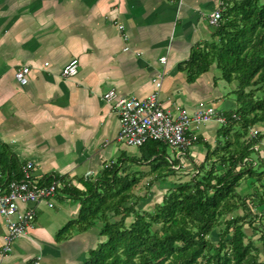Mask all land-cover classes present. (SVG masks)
<instances>
[{"label":"crops","instance_id":"0c3cea01","mask_svg":"<svg viewBox=\"0 0 264 264\" xmlns=\"http://www.w3.org/2000/svg\"><path fill=\"white\" fill-rule=\"evenodd\" d=\"M237 1L0 0V164L11 159L17 169L32 161L34 180L49 174L61 180L52 205L36 204L33 223L7 253L1 252L5 222L0 214V264H80L98 243L97 227L56 238L79 210V202L62 189V179L83 188L79 177L95 178L104 165L119 162L121 173L142 172L141 184L152 180L151 187L165 191L164 183L153 179L141 147L129 149L116 139L118 115L103 94L115 88L144 97L159 79V98L173 111L175 106L191 111L202 101L220 110L235 107L234 82L223 80L215 65L192 75L184 61L194 45L212 38L207 16ZM72 58L78 60L77 74L61 76ZM23 64L30 66L25 84L14 74ZM221 124L190 127L196 139L183 151L172 148L168 160L177 162L171 168L188 173L203 161ZM261 146L264 138L255 146L264 160ZM6 169L0 166V190L6 189ZM171 175L167 178L175 180L177 174ZM250 179L240 184L246 191L255 187Z\"/></svg>","mask_w":264,"mask_h":264},{"label":"trees","instance_id":"16d2710c","mask_svg":"<svg viewBox=\"0 0 264 264\" xmlns=\"http://www.w3.org/2000/svg\"><path fill=\"white\" fill-rule=\"evenodd\" d=\"M184 64L192 75L215 65L223 80L235 83L236 105L221 110L226 120L215 146L206 144L191 176L175 181L167 178L176 174L171 164L177 161L167 157V147H173L154 139L140 145L153 179L165 185L160 201L149 208L142 205L153 181L140 193L144 174L121 173L119 162L104 165L95 178L79 177L83 188L62 179L79 210L56 238L90 227H97L100 237L80 264H264V167L258 168L264 160L251 157L264 135V128H256L264 127V0H239L224 8L212 38L194 45ZM13 162L0 164L7 168L5 183L23 176ZM250 177L258 186L240 193L241 182ZM57 178L49 174L38 182Z\"/></svg>","mask_w":264,"mask_h":264},{"label":"built area","instance_id":"2783aa9c","mask_svg":"<svg viewBox=\"0 0 264 264\" xmlns=\"http://www.w3.org/2000/svg\"><path fill=\"white\" fill-rule=\"evenodd\" d=\"M222 10L218 8L207 16L208 22L217 26ZM122 36L127 39L128 34L124 25L118 23ZM161 61L165 57L160 58ZM47 65V62L44 63ZM30 66L23 64L14 71L19 83L28 81ZM78 72V60L70 59L60 71L61 76L70 77ZM161 82L155 80V88L144 97L119 94L115 88L108 89L103 99L110 104L118 115L119 130L116 139L128 146H140L149 139L161 140L169 146L183 151L192 145L195 135L189 134L192 126H199L210 121L224 123L226 116L223 111L211 104L199 102L198 106L189 111L179 106L174 111L166 107L159 98ZM254 136L256 129L250 131ZM33 163L27 161L22 166L23 176L7 182L5 190H0V214L4 218L5 232L1 252L11 251L16 239L26 234L36 215V204L46 202L52 205L55 196L57 181L49 184H40L34 180L32 174Z\"/></svg>","mask_w":264,"mask_h":264},{"label":"rangeland","instance_id":"374dc122","mask_svg":"<svg viewBox=\"0 0 264 264\" xmlns=\"http://www.w3.org/2000/svg\"><path fill=\"white\" fill-rule=\"evenodd\" d=\"M219 70V69H218ZM218 72H220V70L218 71ZM220 74V73H219ZM232 96L234 97V95L232 94ZM262 138H264V135H263V137ZM127 146V145H126ZM129 149L131 148V149H136L137 148V146H129L128 147ZM264 147H262L261 146V150L263 149ZM173 149H175V148H173ZM175 150H177V149H175ZM172 148L171 147H167V154H169V155H171L172 154ZM251 157H253L254 158V160L256 161V162H258V160H259V158H258V155H257V153H256V151H252L251 152ZM260 161H261V159H260ZM264 167V165L261 163L259 166H258V168L259 169H262ZM177 175H176V178L174 177V179L175 180H181V181H184V180H187L190 176H191V171H189L188 173H185L184 171H182V172H177L176 173ZM172 176V175H171ZM251 179V181H254V186H258V182L255 180V177H250ZM147 181V180H146ZM145 183V182H144ZM144 183H139V192L140 193H144L145 192V187L147 186V184H144ZM142 187V188H141ZM151 187V186H150ZM238 190H239V192L240 193H247V192H251V190H253V185H252V187L250 188V190L249 191H246V189H245V186H244V184H242V186H240L239 188H238ZM163 192L164 191H160L159 192V190H156L155 189V187L154 186H152L147 192H145V193H147V199H149V201L148 202H146V203H144L143 205H142V207H145V208H149V207H151V206H153L156 202H159L160 201V199H161V197H162V194H163ZM139 205V204H138ZM127 220H129V218H127ZM262 223H263V225H264V217L262 218ZM249 230V229H248ZM257 237V236H256Z\"/></svg>","mask_w":264,"mask_h":264}]
</instances>
